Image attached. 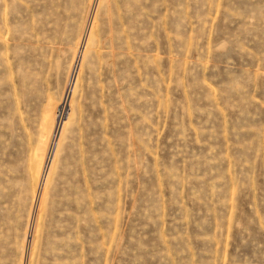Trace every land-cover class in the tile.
Masks as SVG:
<instances>
[{"label": "rangeland", "instance_id": "rangeland-1", "mask_svg": "<svg viewBox=\"0 0 264 264\" xmlns=\"http://www.w3.org/2000/svg\"><path fill=\"white\" fill-rule=\"evenodd\" d=\"M0 264H264V0H0Z\"/></svg>", "mask_w": 264, "mask_h": 264}]
</instances>
